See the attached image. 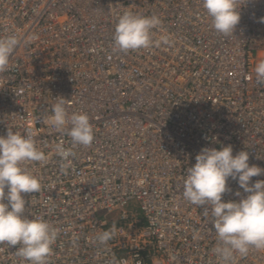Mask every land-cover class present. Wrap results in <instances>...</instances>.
<instances>
[{"label":"built area","instance_id":"2783aa9c","mask_svg":"<svg viewBox=\"0 0 264 264\" xmlns=\"http://www.w3.org/2000/svg\"><path fill=\"white\" fill-rule=\"evenodd\" d=\"M126 12L157 15L159 47L116 49ZM264 0H248L233 34L217 33L202 0H0V39L22 37L0 73V135L36 132L45 163L27 162L41 190L25 194V215L59 230L50 264H222L207 206L183 197L187 169L204 147L232 145L264 168ZM58 96L69 114L86 112L89 147L73 148L67 174L50 130ZM264 180V174L252 182ZM225 201L239 200L229 179ZM115 225L107 245L96 236ZM0 244V264H29ZM231 264H264V249Z\"/></svg>","mask_w":264,"mask_h":264},{"label":"clouds","instance_id":"9594fccd","mask_svg":"<svg viewBox=\"0 0 264 264\" xmlns=\"http://www.w3.org/2000/svg\"><path fill=\"white\" fill-rule=\"evenodd\" d=\"M248 0H202V7L211 17L212 27L225 36L233 34L241 20V8ZM264 23V17L260 18ZM162 21L157 15L144 16L126 12L116 25L114 42L119 51L147 49L169 44L167 36L154 38V29ZM22 37L10 35L0 39V73L9 68L14 51ZM255 79L264 84V60L254 68ZM58 96L51 105L52 114L44 118L50 130L66 134L72 147L64 143L55 146L62 159L61 171L67 174L73 148L89 147L94 141V128L86 112L69 114L66 101ZM36 132L26 133L8 127L6 135H0V244L15 247L17 254L29 264H50L52 245L59 230L42 216L25 215L28 200L25 194L41 190L40 178L26 167L27 162L45 163L48 155L36 141ZM196 163L187 169L183 197L196 206H207L205 217L210 218L217 237L214 253L222 264H231L234 255L246 256L250 249H264V180L252 182V178L264 174V168L250 164V153L241 150L233 154L232 145L221 148L204 147L196 155ZM229 179L238 183L246 195L235 193L239 200L225 201L222 197L231 191ZM116 227L96 236V241L107 245L116 235Z\"/></svg>","mask_w":264,"mask_h":264}]
</instances>
